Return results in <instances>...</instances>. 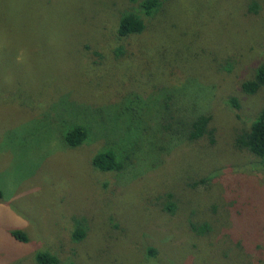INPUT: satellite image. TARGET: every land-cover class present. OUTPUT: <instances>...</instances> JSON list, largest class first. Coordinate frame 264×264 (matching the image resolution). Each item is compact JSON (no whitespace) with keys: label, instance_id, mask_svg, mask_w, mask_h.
Wrapping results in <instances>:
<instances>
[{"label":"rangeland","instance_id":"374dc122","mask_svg":"<svg viewBox=\"0 0 264 264\" xmlns=\"http://www.w3.org/2000/svg\"><path fill=\"white\" fill-rule=\"evenodd\" d=\"M145 1L0 0V264H39L40 251L58 264H264V173L235 145L264 108V86L242 89L264 62V0H159L150 16ZM129 13L146 29L121 37ZM35 69L63 80L40 98H68L19 118ZM201 115V139L172 138ZM64 117L91 139L65 145ZM110 144L124 168L101 172ZM198 223L211 235L191 234Z\"/></svg>","mask_w":264,"mask_h":264},{"label":"trees","instance_id":"16d2710c","mask_svg":"<svg viewBox=\"0 0 264 264\" xmlns=\"http://www.w3.org/2000/svg\"><path fill=\"white\" fill-rule=\"evenodd\" d=\"M161 3L159 0H146L144 2V7L147 12V16H150L160 7ZM146 29L145 21L141 16H139L136 13H129L125 14L119 25V35L121 37H129V35L132 34H140ZM59 56V54L55 55ZM44 58V57H43ZM54 58V57H53ZM14 60V58H13ZM45 62V60H44ZM53 67L55 66V60L53 63ZM47 78H45V76ZM11 78L9 79L10 83H18L19 79H17V74L15 72L10 73L8 75ZM33 79L38 84L35 86L32 82L26 84L25 87H21L22 90L21 98L23 100L22 104L19 107H16L18 111L21 112V115L18 116L21 118L23 115H31L32 113H35L37 111L38 115L47 112L51 107L56 104L59 99H67V94L63 93V96H56L54 97L53 94H51L48 90V92L52 96V100L48 101L45 98H40L44 95V91L48 88L52 89L54 85L60 83L62 78L59 77L58 73L53 74L50 82H47L50 77L51 73H46L45 71L34 70L33 73ZM7 79H5L7 81ZM4 84H7V82H4ZM264 86V62L257 68L255 75L253 79L246 80L242 83V89L244 92L248 94H255L258 92V90ZM149 100V105L153 102H156V100ZM147 100L142 99V102L145 104L147 103ZM231 101L233 102L234 106H239L238 100L236 98H232ZM62 100L60 101V103ZM140 104V102H139ZM70 106L73 108V117L70 116V118L74 119L75 113L77 109H80V106H78L76 103L71 104ZM32 116H37V114H33ZM93 116V115H92ZM90 121H98L100 118L99 113L95 115L94 119ZM61 120V123L64 130V143L70 148H79L83 146L86 142H88L91 139V130L89 129V125H84L82 123H78L76 120L69 122L67 119ZM89 118V117H88ZM135 116L130 117V119L134 120ZM89 121V122H90ZM211 121V117L201 115L197 117L195 120H193L191 123H183L182 127H184V130L177 129L180 133L179 136L174 132L172 135V138L177 136L175 138L176 140H181L184 137V140H187L189 142H193L196 140L201 139L207 132H209V123ZM140 122V121H138ZM68 123V124H66ZM65 124V125H64ZM104 128V123L102 124ZM112 130V129H111ZM105 132L108 134V130H105ZM106 133H103L104 137H108ZM125 136L134 140L135 137L130 132H124ZM108 139V138H107ZM214 140V139H213ZM235 145L239 150H243L251 154L254 159L253 162H255L258 167L255 165L254 170L252 172H255L259 170L260 173H264V108L258 115L254 121L250 124V127L244 128L240 133L238 132L236 138H235ZM110 147L107 149H102L98 153H96L94 159H93V166L101 171V172H112V171H121L124 168V162L121 159H118V155L116 151L113 149V146L111 144ZM161 150H165L164 147L161 148ZM251 172V173H252ZM204 183V182H200ZM174 208L172 204L167 205L166 210L171 211ZM81 226H77V229L73 233V239L75 241L83 240V233H81ZM191 234H199L204 239L207 238V235H211V227L209 224H193V229L191 230ZM13 236L21 241V242H27L29 240L27 234L24 231L17 230L12 232ZM148 252L151 256L156 255V250L153 248H149ZM36 260L39 264H58L59 260L50 254L49 252L40 251L36 254Z\"/></svg>","mask_w":264,"mask_h":264}]
</instances>
